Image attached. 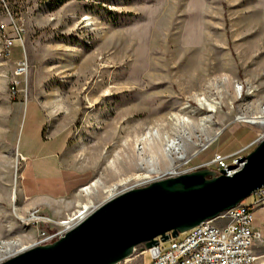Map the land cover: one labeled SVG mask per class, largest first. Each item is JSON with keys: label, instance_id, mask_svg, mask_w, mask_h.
<instances>
[{"label": "rangeland", "instance_id": "rangeland-1", "mask_svg": "<svg viewBox=\"0 0 264 264\" xmlns=\"http://www.w3.org/2000/svg\"><path fill=\"white\" fill-rule=\"evenodd\" d=\"M12 21L24 34L0 57V263L62 237L85 204L264 138V0H0V51ZM40 139L64 143L59 179L24 177L18 147ZM141 249L119 264H150Z\"/></svg>", "mask_w": 264, "mask_h": 264}, {"label": "water", "instance_id": "water-1", "mask_svg": "<svg viewBox=\"0 0 264 264\" xmlns=\"http://www.w3.org/2000/svg\"><path fill=\"white\" fill-rule=\"evenodd\" d=\"M233 175L204 168L109 197L54 242L0 264H119L218 217L264 186V138Z\"/></svg>", "mask_w": 264, "mask_h": 264}, {"label": "built area", "instance_id": "built-area-1", "mask_svg": "<svg viewBox=\"0 0 264 264\" xmlns=\"http://www.w3.org/2000/svg\"><path fill=\"white\" fill-rule=\"evenodd\" d=\"M10 26L14 36L5 38L0 51V57L3 58L9 56L10 49L16 41L23 42L24 29L15 21H12ZM0 28L5 29V24L1 23ZM24 70L25 67L20 66L17 73L20 74ZM245 162V157L241 155L218 153L212 159L199 163L189 170L179 172L171 169L165 178L204 168L214 170L217 175L222 170L226 175H233L243 167ZM251 196L256 197L254 205H249L246 200H243L218 217L206 220L180 234V236L183 235L182 237L172 238L168 247H164L163 242L160 241L151 248L143 246L138 255L150 253L152 259L150 264H264L259 261L255 251L257 241L262 238L261 233L252 225L253 207L264 205V186Z\"/></svg>", "mask_w": 264, "mask_h": 264}, {"label": "crops", "instance_id": "crops-1", "mask_svg": "<svg viewBox=\"0 0 264 264\" xmlns=\"http://www.w3.org/2000/svg\"><path fill=\"white\" fill-rule=\"evenodd\" d=\"M23 105L19 106L18 112L19 118L21 117ZM19 123V122H18ZM13 132H15V142L18 146V138H17V132L15 129H13ZM64 143H62V139H47L43 140L40 139L38 141H34L33 144L26 150L22 151L20 147H18V150L27 160L26 168L24 170V177H32L33 182H43V180L46 179H59L62 176V170L60 166V155L64 151ZM203 156V155H202ZM205 160H201L199 163H202L206 161V158H203ZM51 161H56L55 163V173L54 174H48L43 169L46 167L45 165L51 163ZM31 170V171H30ZM39 184V183H38ZM40 185V184H39ZM42 185V184H41ZM256 197L251 196L250 201L247 203L249 205L255 204ZM252 225L255 230L260 231L261 233V239L257 241L255 246V251L257 255L259 256V261L264 263V205H255L253 207V221Z\"/></svg>", "mask_w": 264, "mask_h": 264}, {"label": "bare ground", "instance_id": "bare-ground-1", "mask_svg": "<svg viewBox=\"0 0 264 264\" xmlns=\"http://www.w3.org/2000/svg\"><path fill=\"white\" fill-rule=\"evenodd\" d=\"M204 104H206L210 110H213L215 111V106L211 103H206L204 102ZM264 115H260V116H256L254 118H256L258 121L257 122H260L262 124H264V119H263ZM254 122V121H253ZM256 122V121H255ZM84 189V188H82ZM87 189V188H86ZM94 208H91V206H89L88 204H85L82 206V209L79 210V214L76 215L75 217H72L70 220H76L77 219V222L74 223L72 226H69L68 228H72L74 225H76L78 222H80L82 219H84L85 217H87L91 211L93 210ZM64 224L65 223H68V222H63ZM69 230V229H68ZM24 252V251H23ZM22 253V252H21ZM20 254V253H19ZM18 255V254H17Z\"/></svg>", "mask_w": 264, "mask_h": 264}, {"label": "trees", "instance_id": "trees-1", "mask_svg": "<svg viewBox=\"0 0 264 264\" xmlns=\"http://www.w3.org/2000/svg\"><path fill=\"white\" fill-rule=\"evenodd\" d=\"M66 0H58V2L62 3V2H65Z\"/></svg>", "mask_w": 264, "mask_h": 264}]
</instances>
